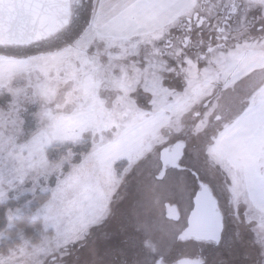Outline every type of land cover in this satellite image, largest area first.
Here are the masks:
<instances>
[{
  "label": "snow or ice",
  "instance_id": "6c2138e0",
  "mask_svg": "<svg viewBox=\"0 0 264 264\" xmlns=\"http://www.w3.org/2000/svg\"><path fill=\"white\" fill-rule=\"evenodd\" d=\"M0 264H264V0H0Z\"/></svg>",
  "mask_w": 264,
  "mask_h": 264
},
{
  "label": "rangeland",
  "instance_id": "374dc122",
  "mask_svg": "<svg viewBox=\"0 0 264 264\" xmlns=\"http://www.w3.org/2000/svg\"><path fill=\"white\" fill-rule=\"evenodd\" d=\"M187 251H189V250H187Z\"/></svg>",
  "mask_w": 264,
  "mask_h": 264
},
{
  "label": "flooded vegetation",
  "instance_id": "af4514ba",
  "mask_svg": "<svg viewBox=\"0 0 264 264\" xmlns=\"http://www.w3.org/2000/svg\"><path fill=\"white\" fill-rule=\"evenodd\" d=\"M190 251V250H189Z\"/></svg>",
  "mask_w": 264,
  "mask_h": 264
}]
</instances>
